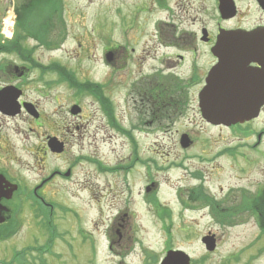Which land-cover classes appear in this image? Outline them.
I'll list each match as a JSON object with an SVG mask.
<instances>
[{"label":"rangeland","instance_id":"1","mask_svg":"<svg viewBox=\"0 0 264 264\" xmlns=\"http://www.w3.org/2000/svg\"><path fill=\"white\" fill-rule=\"evenodd\" d=\"M25 1L0 0V24L12 16L8 44L29 50L36 61L23 87L25 100L41 117L35 122L22 115L2 128L9 137V153L0 166L17 177L27 198L15 217L16 232L0 244V264L19 252L25 264H157L166 250L174 249L185 252L191 264H229V254L231 264H264V253L258 254L264 240L250 209H261L255 185L264 161L250 148V131L209 127L196 110L195 97H189V107L174 118L138 126L136 115L122 103L128 83L136 77L134 60H128L120 74L103 60L107 46L126 45L138 52L149 43L152 25L164 17L155 1L59 0L52 4L61 7L47 32L29 30L19 36L15 10ZM10 2L13 10L8 9ZM40 9L41 15L47 11ZM9 58L16 59L0 56ZM61 67L73 83L56 80L54 71ZM87 83L99 87L103 102L110 106L98 103ZM74 104L82 107V119L69 114ZM107 108L117 129L107 120ZM74 125L80 132L72 130ZM183 133L195 140L187 150L179 146L178 135ZM54 135L70 140L59 156L45 147L46 138ZM230 152L247 153L248 163L233 159ZM67 170L68 178L53 175ZM146 195L162 210L153 208ZM181 201L208 206L211 201L214 214L224 215V221L212 220L207 208L185 209ZM163 209L168 215L159 219L167 214ZM52 231L56 236L49 248ZM207 232L218 239L217 251L204 256L200 240Z\"/></svg>","mask_w":264,"mask_h":264},{"label":"flooded vegetation","instance_id":"2","mask_svg":"<svg viewBox=\"0 0 264 264\" xmlns=\"http://www.w3.org/2000/svg\"><path fill=\"white\" fill-rule=\"evenodd\" d=\"M154 1L153 5H156L162 11L164 17L152 25L153 39L150 37L151 40H149L151 45L149 43L145 44L140 47L138 52L134 48L128 49L126 45L120 46V44H115L112 47L107 46L102 51L105 64L111 70H114L116 74H120L126 69L128 60H134L135 66H137L136 77L128 83L122 103L126 108H131L132 113L136 115L134 122L144 128L154 122L159 123L162 120L174 118L176 112L185 110L186 106L189 107V97H195L196 110L200 115L198 95L205 85L208 73L217 63L212 49L218 40L227 38L229 35L232 37L234 34H257L264 38V0ZM181 15H183L185 21H182ZM0 45L4 46L5 44L1 42ZM232 45L231 39L228 46L231 47ZM14 47L15 45H11L5 50V53H0V56L14 55L18 59L0 60V92L4 89H11L12 93L19 95L16 99L18 108L15 114L0 110V165H2L1 159L9 153L8 145H6L9 137L5 138L2 131L4 124L16 121L22 115H29L35 122H38L41 117L37 107L30 101L25 100L27 95L23 87L29 76L28 73L30 70L35 69L36 61L30 59L31 52L29 50L26 52L20 50L18 54L10 52V49ZM108 53L112 55V60L109 63L105 60ZM235 59L231 60L235 64L231 65L228 71L238 77H241L242 73L246 74L255 83V87H263L262 94L264 95V49L251 53L246 60ZM200 60H207V62L201 63ZM66 72L68 71L63 67L58 68V72L55 71L58 75L56 80L60 83L68 82L71 77ZM130 102H132V105H130ZM25 105H30L29 107H31L33 113L29 112ZM74 105L80 108L79 113L72 115L69 110V114L82 119V107L78 104ZM203 122L207 124L205 121ZM254 124H259V128H252ZM134 127L137 126L134 125ZM209 127L213 128L211 125ZM220 127L222 128V126ZM118 128L120 129V127ZM229 128L236 130L242 128L247 132L250 131L252 134L248 139L251 142L250 148L254 149L261 160L264 161V102L256 119ZM72 130L80 132V127L74 125ZM68 131L69 129H67ZM184 134L189 138L192 146L195 140L189 133L180 134L178 137L180 138ZM50 137L56 138L63 145L65 153L70 140L67 141L64 137L58 138L54 135L47 137L46 143ZM45 147L47 149V146ZM230 153L233 159L236 157L242 158L248 163L247 153ZM52 155L59 156V154ZM57 175L64 176L60 172H57ZM11 189H14L12 194H10ZM23 191L24 187L18 183L17 177L10 176L7 169L0 166V244L9 239V233L13 232L16 224H18L15 217L23 211L21 210V204L27 198L25 194L23 195ZM255 192L258 206L264 208V169L261 172L258 184L255 185ZM192 197H196L194 192ZM19 200L20 203H18ZM206 200L204 201L206 202ZM209 202L211 201H207L208 204H212ZM188 204L190 206L202 205H191L189 201ZM113 225L114 223L111 227ZM120 227L122 226L120 225ZM206 235L214 236V243L217 247L218 239L215 234L207 232ZM111 248L110 245L109 249ZM216 251L217 249L209 253L203 249V254L204 256L214 255ZM261 253H264V248L258 254ZM10 256V260H13L14 255ZM232 257V254L227 256L229 264H231ZM9 261L6 264H9ZM26 261L24 260L25 263Z\"/></svg>","mask_w":264,"mask_h":264},{"label":"water","instance_id":"3","mask_svg":"<svg viewBox=\"0 0 264 264\" xmlns=\"http://www.w3.org/2000/svg\"><path fill=\"white\" fill-rule=\"evenodd\" d=\"M259 37L232 35L228 39H222L213 49L214 55L218 58V64L210 72L206 79V86L199 95V108L204 120L213 125L229 126L236 123H243L256 117L259 106L264 101L262 96L263 87H255L254 82L242 73L238 77L228 71L235 62L231 60H246L253 52L261 51L264 48V42ZM107 60H111V54L107 55ZM260 82V81H259ZM8 90V91H7ZM260 94H257V93ZM18 94L12 93L11 89H4L0 92V110L5 113L15 114L18 105L16 99ZM25 108L31 112V107L25 105ZM72 114H78L79 109L74 106L71 109ZM181 146L187 148L189 143L187 139L182 138ZM48 147L53 153H61L62 145L55 139L48 142ZM68 176V173H66ZM14 189L10 190L12 194ZM207 250L214 249L212 237L202 239ZM161 264H189V258L181 251H169Z\"/></svg>","mask_w":264,"mask_h":264},{"label":"trees","instance_id":"4","mask_svg":"<svg viewBox=\"0 0 264 264\" xmlns=\"http://www.w3.org/2000/svg\"><path fill=\"white\" fill-rule=\"evenodd\" d=\"M59 0H26L25 3L23 5H21V7H17V9L15 10L16 15L18 16V21H17V27H18V32L20 33L19 36H23L26 33H29L30 31L34 30L38 31L40 30L42 33L47 32V28L48 26L52 23V19L53 16L55 14V12H57V14L59 13L60 7L61 5H56L55 7L52 5L54 2H58ZM44 7L47 11H44V13L41 15L40 13V8ZM50 29V27H49ZM48 29V30H49ZM30 34V33H29ZM1 37H0V43H1ZM52 44V43H51ZM51 44H45V46L47 48L51 47ZM19 45L17 44V47L15 48V50H17V48L19 49ZM7 49V47L4 46H0V51H5ZM12 51V50H11ZM71 83H73L72 78H70L69 80ZM93 88V89H92ZM87 89H88V93L93 95V97H95L96 99H98L99 103H101V105H108L110 106L109 102H106L102 100L101 97V90L100 88H96V85H93L91 83H87ZM103 105V106H104ZM104 106V108H105ZM109 112L108 115V119L110 120V122L112 124L113 123V119H112V113L110 112V110H107ZM152 202L154 203V205L156 204V200L153 198ZM252 209L251 211V216L254 218L259 230H260V234L264 236V208H250ZM212 210V208H211ZM212 213L215 217L216 215V219L218 221L223 222L224 221V215H222L221 213H216L214 214L213 210ZM165 215L161 216L160 218L162 219V217H164ZM45 220V218H43ZM48 224L46 225V229L51 228L49 219H47ZM16 232V229H14L13 232L9 233L8 238H10L14 233ZM56 236L55 231L51 233V238H50V242H49V248L50 245L52 243V238ZM26 250V249H25ZM28 252L29 249L27 250ZM33 251V250H31ZM22 253V252H21ZM39 254V252H38ZM20 252L19 254L16 253L15 258H13V261L11 262V264H18L20 261L19 258ZM42 254H39V256Z\"/></svg>","mask_w":264,"mask_h":264}]
</instances>
